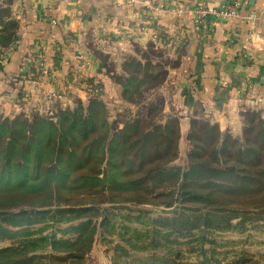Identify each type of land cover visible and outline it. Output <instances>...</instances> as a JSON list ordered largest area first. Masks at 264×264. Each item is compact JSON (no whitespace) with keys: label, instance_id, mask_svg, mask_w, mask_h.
Here are the masks:
<instances>
[{"label":"rangeland","instance_id":"1","mask_svg":"<svg viewBox=\"0 0 264 264\" xmlns=\"http://www.w3.org/2000/svg\"><path fill=\"white\" fill-rule=\"evenodd\" d=\"M241 1L230 0L239 8L224 16L216 14L227 5L210 9L197 2L191 32L175 20L169 28L154 27L151 35L130 29L108 36L128 46L124 52H95L100 78H65L58 92L3 98L0 125L7 128L1 140L11 141L13 126L25 138L9 168L0 156V249L23 246L25 264H264V177L261 187L257 171L249 168L253 181L241 189L206 172L184 176L200 165L197 154L212 139L215 151L227 136L241 144L245 126L263 120L247 110L240 131L218 127L191 85L179 92L173 74L197 28L206 34L217 20L252 19L242 14ZM154 2L143 0L146 10ZM12 7L13 0H0V67L18 38ZM28 59L25 72L44 69ZM73 120L87 121L86 129L75 124L71 131ZM29 141L34 146L23 155ZM183 192L206 199L189 201Z\"/></svg>","mask_w":264,"mask_h":264},{"label":"crops","instance_id":"2","mask_svg":"<svg viewBox=\"0 0 264 264\" xmlns=\"http://www.w3.org/2000/svg\"><path fill=\"white\" fill-rule=\"evenodd\" d=\"M229 1L155 0L152 9L146 10L143 0H13L19 31L8 61L0 67V103L6 96L58 92L65 78H100L95 52H124L128 46L127 41L110 42L112 36L129 34L130 29L133 35L141 30L150 34L154 27L166 29L175 20L191 32V11L197 2L219 9ZM241 2L242 14L252 19L217 20L206 34L197 28L198 35L190 33L181 49L183 65L173 71H177L180 93H187L191 85L190 91L210 113L212 123L237 132L243 126L244 111L259 112L264 122V0ZM35 54V62L44 64V69L29 74L22 63ZM22 75L28 80H22Z\"/></svg>","mask_w":264,"mask_h":264},{"label":"trees","instance_id":"3","mask_svg":"<svg viewBox=\"0 0 264 264\" xmlns=\"http://www.w3.org/2000/svg\"><path fill=\"white\" fill-rule=\"evenodd\" d=\"M14 24V22H11ZM15 27V25H14ZM11 36H9L8 40L10 41ZM6 40L7 43L9 41ZM81 111V110H80ZM81 116V115H80ZM68 117V116H67ZM75 117V116H74ZM72 121L71 124V131H74L75 124L79 125V130H81L83 127H87V121H83L82 123L74 122ZM249 122L253 123V120H250ZM21 125V124H20ZM22 128V126H19ZM7 128L6 125H0V156L2 154L3 157L7 160V165L5 169L9 168L10 165V159L11 154L15 151H18L19 148L22 147V143H20L23 138H25V135L18 136L16 135V126H13L10 128V137L11 141L3 143L2 135L1 133ZM20 137V138H18ZM209 139V138H208ZM207 139V140H208ZM241 144L237 139H231L230 137H225L221 147L219 148V151H215V146L217 145V141L214 142V139L210 142V144H207V150H203L201 154H197V159L200 160L199 166H191L190 170L184 174L185 177L192 175V174H203L201 172H206V174L209 177L212 178H219L224 179L227 182H233L235 181L236 184L243 189V187L246 189V185L250 180L253 181V178L250 174L249 168L255 169L257 171L256 177L258 184L263 187V180L264 177V169L261 170L260 166H264V123L260 121V124L253 128L252 126H245L243 137H242ZM38 145L40 143H37L35 146L38 150ZM32 141H29L26 143V146L23 148L22 153L23 155L29 153L33 148ZM219 158L221 160H219ZM209 160V161H208ZM216 163L217 162H223L225 164H234L237 167V169L234 170V165H230L224 168H210L208 164ZM247 169V170H246ZM259 179V180H258ZM262 189H260L261 191ZM183 197L187 198L189 201H202L206 198L203 197V195L191 193V192H183ZM213 216H208L205 219V222L211 221V218ZM222 218V217H221ZM224 224L227 226L226 228L230 227L229 220H225ZM208 225V224H206ZM6 233V232H5ZM0 235L3 234V230H0ZM23 246H19L17 248H2L0 249V261H9L10 259L13 260L11 264H25V250L22 249ZM24 257V258H22ZM16 258H22L20 260H17ZM36 258H32L31 260H35ZM32 262V261H29ZM38 264H41L38 263Z\"/></svg>","mask_w":264,"mask_h":264},{"label":"built area","instance_id":"4","mask_svg":"<svg viewBox=\"0 0 264 264\" xmlns=\"http://www.w3.org/2000/svg\"><path fill=\"white\" fill-rule=\"evenodd\" d=\"M239 7H238V3L237 2H233V3H231L230 5L228 4L226 7H223L221 10H220V13L219 14H216L217 16H219L220 14L221 15H226V14H228V15H231V14H234V12H236V9H238ZM37 55L35 54L34 56H32V57H30L29 59H28V63H33V62H35V57H36ZM240 57L242 58V59H246V54H245V52H241L240 53ZM41 65V64H40Z\"/></svg>","mask_w":264,"mask_h":264}]
</instances>
